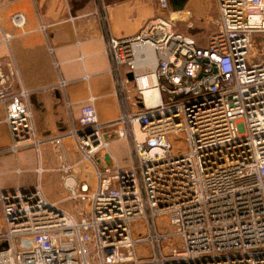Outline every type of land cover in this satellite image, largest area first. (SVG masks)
I'll list each match as a JSON object with an SVG mask.
<instances>
[{"label": "built area", "instance_id": "obj_1", "mask_svg": "<svg viewBox=\"0 0 264 264\" xmlns=\"http://www.w3.org/2000/svg\"><path fill=\"white\" fill-rule=\"evenodd\" d=\"M156 2L170 11L169 0ZM215 2L203 44L169 15L129 37L111 35L102 15L119 103L111 120L98 121L89 96L77 125L40 137L26 90H14L13 71L0 66L9 149L59 144L67 134L96 177L80 193L64 177L71 198L89 197L78 216L39 185L0 189V264H264V0ZM11 21L21 27L25 16L13 12ZM110 135L127 141L126 164L107 151L111 162L95 160Z\"/></svg>", "mask_w": 264, "mask_h": 264}, {"label": "crops", "instance_id": "obj_2", "mask_svg": "<svg viewBox=\"0 0 264 264\" xmlns=\"http://www.w3.org/2000/svg\"><path fill=\"white\" fill-rule=\"evenodd\" d=\"M169 9L159 7L156 0H0V66L3 71H13L14 90H26L38 135L61 134L77 125L80 106L89 96L98 121L117 115L119 103L104 51L102 15L109 33L116 37L132 36L146 19L156 15L172 16L174 29L199 44L215 27V0H181L178 8L170 3ZM16 11L25 16L21 27L11 21ZM4 114L0 102V189L39 185L47 200L74 216L87 212L83 197L71 198L64 184V177L70 175L80 193L90 191L96 183L94 167L81 157L73 137L64 134L59 144L43 140L38 148L27 144L11 151ZM109 139L107 147L97 153V163H102L100 156L107 151L117 163L126 164L127 154L119 144L126 152L127 141ZM63 200L75 203L65 208L60 205ZM1 217L0 211V226Z\"/></svg>", "mask_w": 264, "mask_h": 264}, {"label": "rangeland", "instance_id": "obj_3", "mask_svg": "<svg viewBox=\"0 0 264 264\" xmlns=\"http://www.w3.org/2000/svg\"><path fill=\"white\" fill-rule=\"evenodd\" d=\"M173 143L175 144L174 141H173ZM119 145H120V149H122L121 151H123V153H125V154H128L127 151L125 152L124 146L122 144H119ZM179 146H182V148H183L185 146V144L181 145V142L179 141L178 144H177V147H179ZM81 200L83 201L84 206L87 208L88 207V203H89V197H83ZM69 203H73L74 204L75 202H72V200L71 201L63 200L62 202H60V205L65 207V208H69L70 207ZM162 220L163 219H161V220L156 219V227H157V229H159L160 231L169 230V227L166 226V224L164 225V223H162ZM136 225L137 224L134 223L132 227L134 228V227H136ZM144 230H145V226H142V231H144ZM165 241L166 240H162L161 244L163 245L165 243ZM6 243H7L6 239L0 237V247H3L4 245H6ZM138 251L142 252L141 246L138 247Z\"/></svg>", "mask_w": 264, "mask_h": 264}, {"label": "water", "instance_id": "obj_4", "mask_svg": "<svg viewBox=\"0 0 264 264\" xmlns=\"http://www.w3.org/2000/svg\"><path fill=\"white\" fill-rule=\"evenodd\" d=\"M173 8H178L180 6L181 0H169ZM127 76L130 78V73H127ZM107 152L104 153V158H107Z\"/></svg>", "mask_w": 264, "mask_h": 264}, {"label": "bare ground", "instance_id": "obj_5", "mask_svg": "<svg viewBox=\"0 0 264 264\" xmlns=\"http://www.w3.org/2000/svg\"><path fill=\"white\" fill-rule=\"evenodd\" d=\"M144 94L147 95L148 98L152 99L155 97V95L157 94L156 90H152V89H146L144 90Z\"/></svg>", "mask_w": 264, "mask_h": 264}]
</instances>
